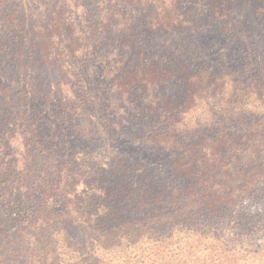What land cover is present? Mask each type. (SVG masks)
Segmentation results:
<instances>
[{
  "label": "trees",
  "instance_id": "16d2710c",
  "mask_svg": "<svg viewBox=\"0 0 264 264\" xmlns=\"http://www.w3.org/2000/svg\"><path fill=\"white\" fill-rule=\"evenodd\" d=\"M0 264H264V0H0Z\"/></svg>",
  "mask_w": 264,
  "mask_h": 264
},
{
  "label": "rangeland",
  "instance_id": "374dc122",
  "mask_svg": "<svg viewBox=\"0 0 264 264\" xmlns=\"http://www.w3.org/2000/svg\"><path fill=\"white\" fill-rule=\"evenodd\" d=\"M208 41L211 43L215 53H224V50L226 49V45H225L223 40H221L218 37L210 36V37H208ZM99 153L104 154L105 151L101 150V151H99Z\"/></svg>",
  "mask_w": 264,
  "mask_h": 264
}]
</instances>
